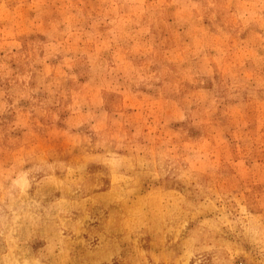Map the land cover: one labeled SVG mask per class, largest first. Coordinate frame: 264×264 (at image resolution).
<instances>
[{
    "label": "rangeland",
    "instance_id": "obj_1",
    "mask_svg": "<svg viewBox=\"0 0 264 264\" xmlns=\"http://www.w3.org/2000/svg\"><path fill=\"white\" fill-rule=\"evenodd\" d=\"M0 264H264V0H0Z\"/></svg>",
    "mask_w": 264,
    "mask_h": 264
}]
</instances>
